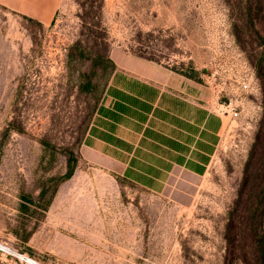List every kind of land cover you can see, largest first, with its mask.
Segmentation results:
<instances>
[{
	"label": "rangeland",
	"instance_id": "obj_1",
	"mask_svg": "<svg viewBox=\"0 0 264 264\" xmlns=\"http://www.w3.org/2000/svg\"><path fill=\"white\" fill-rule=\"evenodd\" d=\"M96 6L83 27L77 0H0V244L38 264H255L245 216L264 191V0ZM108 60L196 74L212 109L243 104L221 117L204 175L177 173L157 194L85 157ZM0 264L27 263L0 252Z\"/></svg>",
	"mask_w": 264,
	"mask_h": 264
},
{
	"label": "crops",
	"instance_id": "obj_2",
	"mask_svg": "<svg viewBox=\"0 0 264 264\" xmlns=\"http://www.w3.org/2000/svg\"><path fill=\"white\" fill-rule=\"evenodd\" d=\"M115 64L82 142L85 157L152 193L205 174L222 119L198 82L138 61Z\"/></svg>",
	"mask_w": 264,
	"mask_h": 264
},
{
	"label": "trees",
	"instance_id": "obj_3",
	"mask_svg": "<svg viewBox=\"0 0 264 264\" xmlns=\"http://www.w3.org/2000/svg\"><path fill=\"white\" fill-rule=\"evenodd\" d=\"M97 1L98 2V9L99 7L102 6L103 0H83V1H78L77 4L79 7L82 9V14L80 15V20L81 24L83 27L86 25L90 24V20L92 19V9H93V3ZM97 24V23H95ZM88 37V36H87ZM262 40V38H260ZM81 41L77 42L75 44V47L80 44ZM263 48H264V42H261ZM262 54H264V49L262 51ZM108 63L111 65V74L115 70V65L108 60ZM260 64V61H259ZM180 74V73H178ZM188 79H191L195 82L200 83V80L197 78L196 74L195 75H183L180 74ZM259 169H257L258 171ZM73 172V167L69 164L68 165V170L65 173L64 176H62L59 180L63 181L72 175ZM253 187L258 186L257 183L253 180ZM260 186L264 187V180L260 184ZM240 194L239 198L235 202V206L238 205L240 202ZM250 199V205L249 208L247 209V214L245 216L246 219V228H247V237L249 239V247H250V253L255 256V264H264V191L260 194H256L254 196L249 197ZM248 200V199H247ZM235 213H229L230 220L233 221V217ZM224 264H231V261L227 259L225 256L224 258Z\"/></svg>",
	"mask_w": 264,
	"mask_h": 264
},
{
	"label": "built area",
	"instance_id": "obj_4",
	"mask_svg": "<svg viewBox=\"0 0 264 264\" xmlns=\"http://www.w3.org/2000/svg\"><path fill=\"white\" fill-rule=\"evenodd\" d=\"M214 101L213 112L220 117H229L232 120H236L239 119L244 112L242 103H233L230 100L227 102H220L218 97H216ZM7 249V246L0 244V252L11 255L8 253Z\"/></svg>",
	"mask_w": 264,
	"mask_h": 264
},
{
	"label": "bare ground",
	"instance_id": "obj_5",
	"mask_svg": "<svg viewBox=\"0 0 264 264\" xmlns=\"http://www.w3.org/2000/svg\"><path fill=\"white\" fill-rule=\"evenodd\" d=\"M8 253H10L12 256L16 257L18 260L20 261H24L27 264H38L35 261H33L32 259H30L27 255H21L18 254L12 250H10L9 248L7 249Z\"/></svg>",
	"mask_w": 264,
	"mask_h": 264
}]
</instances>
